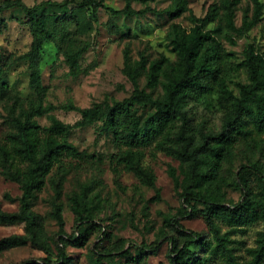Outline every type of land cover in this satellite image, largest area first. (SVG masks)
Here are the masks:
<instances>
[{
  "label": "rangeland",
  "instance_id": "rangeland-1",
  "mask_svg": "<svg viewBox=\"0 0 264 264\" xmlns=\"http://www.w3.org/2000/svg\"><path fill=\"white\" fill-rule=\"evenodd\" d=\"M16 0H0V5ZM32 7L47 0H21ZM66 1V6H49L37 10L45 21L51 36L44 40L39 62L41 70L40 91L31 86L30 60L26 57L33 43L31 15L18 4L0 10V51L1 74L8 82V90H0V143H2L11 125L7 121L30 111L33 105L42 104L52 107L55 114L65 123L74 124L81 118V110L96 103L108 101L113 104L130 97L134 93L132 81L124 73L125 49L130 48L133 59L144 54L148 61L162 55L176 59L169 45V28L173 23L191 27L194 20L203 19L219 0H186L178 6L179 0H101L104 5L117 10L124 9L129 3L134 12L118 14L98 7L87 0H49ZM100 1V0H96ZM264 1V0H263ZM177 2V3H176ZM149 7L148 9L146 7ZM250 0H241L237 10L236 23L242 24L245 14L252 15ZM216 23H207L212 29ZM236 43H232L223 33L219 36L224 47L234 52L238 60L243 58V50L248 43H255L264 51V13L262 19L243 35L233 34ZM69 46L75 50L83 49L78 58V73H71L65 51ZM243 70L241 78L245 80ZM140 87H147V78L143 74L139 79ZM157 92H155V95ZM72 105L74 108L66 107ZM197 119H207V125H220L221 111L203 103L195 105ZM41 125L49 124L47 114L37 115ZM248 133L232 132L231 144L236 157L233 162L225 163L218 173L223 178L221 200L232 205L240 200L243 192L237 186L238 172L249 164L248 177L255 185L258 169L250 166V160H257L264 169V132L259 133L251 124ZM70 139L87 155V160L68 172L59 170L53 176V182L62 181L61 201L64 206L65 230L68 234L79 232L75 226V213L71 209L70 196L86 191L89 195L87 205L92 213V221L83 222L86 243L83 246L67 245L66 251L71 257L70 264H92V259L100 257L104 264L112 262L123 264H171L172 237L183 241L182 229L188 234L198 232L203 239L210 240L209 245L195 243L191 248L199 256H209V264H227L230 253L238 264H247L252 255L251 249L258 245L264 221L261 218L233 222L229 218L217 217L220 234L226 235L225 251L217 247V239L211 233L203 212L204 205L198 197L191 200L198 212L192 215L182 187L176 186L170 174V166L175 168L180 183L184 181L180 161L156 146V141L142 145L145 151L144 165L156 175L155 186L144 184L132 171L117 165L114 158L118 151L113 134L107 132L99 121L89 126L76 127ZM260 146V147H259ZM53 182H47L39 193L33 208L44 214L48 231L58 238V223L50 215V199L55 193ZM22 189L17 182L6 178L0 172V204L4 210L14 211L19 207ZM196 196V195H195ZM188 209L189 212H186ZM97 225H92V223ZM178 224L181 227H177ZM180 230H179V229ZM24 223H0V238L23 233ZM181 238V239H180ZM174 255V254H173ZM50 256L57 259V248L48 254L30 242L13 247L0 254V264H23L31 258L43 261Z\"/></svg>",
  "mask_w": 264,
  "mask_h": 264
},
{
  "label": "trees",
  "instance_id": "trees-1",
  "mask_svg": "<svg viewBox=\"0 0 264 264\" xmlns=\"http://www.w3.org/2000/svg\"><path fill=\"white\" fill-rule=\"evenodd\" d=\"M87 1L96 9L103 7L114 14L123 12L130 15L134 12L129 3L124 9L117 10L104 5L101 0ZM250 1L253 6L252 15L245 14L240 26L236 23V13L241 0H219L203 19H195L189 28L180 23L171 24L169 45L176 55L175 60L162 55L148 61L144 54L139 59H133L130 48L127 47L124 73L134 85V93L130 97L113 104L103 101L85 108L81 110V118L74 124L65 123L51 113L52 107H44L42 104L33 105L30 111L7 119L11 129L0 143V172L20 185L22 195L19 207L14 211L4 210L0 204V223H24V232L0 238V254L27 242L50 254L55 244L56 260L47 256L43 261L31 258L23 261V264H70L71 257L66 246L85 245L87 237L82 227L83 222L92 221L93 216L87 205L89 195L84 191L70 196L69 205L75 213V226L79 232L68 234L61 201L63 184L62 181L53 182V176L59 170L68 172L87 160V155L71 141L70 134L76 127L89 126L99 121L107 132L113 134L118 147L114 155L117 163L114 168L117 169L118 164L123 165L146 185L155 186L156 175L144 165L145 151L142 145L156 141L159 149L180 161L184 176L182 184L172 166L170 174L176 186L181 185L182 195L192 208V215L198 209L191 200L199 196L211 233L217 239V247L230 251L225 244L227 237L220 234L215 218H229L233 222L257 218L264 221V169L257 160H250V166L263 175H259L258 183L254 185L247 174L249 164L243 165L238 172L237 182L243 198L232 205L222 202L221 185L224 179L218 178L224 164L233 162L236 157L230 141L231 133H248L251 131L248 129L249 124L259 133L264 132V51L255 43H248L243 50V58L239 61L237 55L228 51L219 38L223 33L232 43H236L233 34H245L262 19L264 1ZM185 3L186 0H179L178 6L183 7ZM15 4L21 5L33 20L34 39L26 57L30 60L31 86L40 91L41 51L44 40L51 34L46 29L43 18L36 12L45 5L66 6L67 2L47 0L28 7L21 0H16L1 4L0 10ZM213 22L216 25L212 29L206 28L207 23ZM82 51L83 49L75 50L73 46L65 51L73 74L78 73V58ZM243 70L246 73L245 80L241 78ZM143 74L146 75L147 87L151 91L139 85ZM8 89V82L4 80L0 67V90L5 92ZM197 103L221 111L218 127L208 126L205 117L197 119ZM66 107L74 108L71 104ZM43 114H47L49 124L41 125L36 119L37 115ZM50 181L55 190L50 199V215L58 223V238L47 229L49 214L40 213L33 208L39 193ZM186 212H189L188 209ZM92 225L97 224L93 222ZM179 226L181 227L180 224L177 227ZM180 234L184 237L182 242L179 240L181 236L170 239L171 264H209V256L201 257L191 248L195 243L209 245L208 237L203 239L200 233L188 234L184 229ZM251 255L247 264H264V229L260 233L258 245L251 249ZM92 264L104 263L97 257L92 259ZM227 264H238L230 253L227 254Z\"/></svg>",
  "mask_w": 264,
  "mask_h": 264
}]
</instances>
